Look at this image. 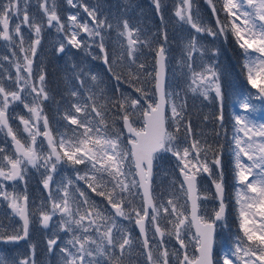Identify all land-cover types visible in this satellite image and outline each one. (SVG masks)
Here are the masks:
<instances>
[{
	"label": "snow or ice",
	"instance_id": "1",
	"mask_svg": "<svg viewBox=\"0 0 264 264\" xmlns=\"http://www.w3.org/2000/svg\"><path fill=\"white\" fill-rule=\"evenodd\" d=\"M207 2L212 8L213 15L216 16V30L203 26L201 22L193 18L191 0H183V7L176 9L175 16L180 22L190 25L196 33H207L213 38L223 36L227 39L230 32L235 43L242 50L247 83L252 89L257 90L255 94L251 91L239 94L240 98L237 103L240 111L234 114L230 151L234 158L235 196L239 213V229L243 237L237 236L234 246L224 250L222 264H236V262L264 264V120H256L252 116L257 111V105L252 102L253 98L264 101V0H222V11L228 17L226 24L220 21L213 0H207ZM68 3L72 4L73 0H68ZM153 3L159 13L161 0H153ZM40 8L47 16L49 26L54 21L60 25L55 6L50 10L45 3H41ZM84 10L92 17L95 27H89L87 22L81 24L76 15L69 16L70 27L87 33L89 37H99L100 51L105 52V38L102 35V29L106 24L109 28L112 25L107 20L97 19L95 10L90 11L88 7ZM13 13L17 16L20 14L17 0H7V3L0 4V25L3 27V31H0V38L4 40L12 39L9 21ZM22 23L34 29L36 39L32 41L30 51L35 56L37 45L40 44L42 26L34 19L30 20L27 11L24 12ZM58 30L63 31L64 26L60 25ZM79 32L72 31L68 37V43L75 48L81 47V40L78 39ZM15 33L21 37L20 51L26 52L27 50L23 47L24 38L20 24L15 26ZM118 36L125 37L127 40L126 47L124 44L120 46L119 60L121 62L126 56L131 64H136V57L142 46L154 51L153 72H145L146 65L141 63L138 65L137 74L133 75L129 70V83L133 80L154 81L155 92H145L143 87H137L135 91L140 93L139 98L133 99L121 93L122 99L112 102L113 107L118 104L119 110L124 113L122 117L124 127L132 134L128 139L131 149L128 150L122 146V133H117L115 128L109 130L105 119L108 101L103 90L98 93L90 92L87 95V100L91 101L90 105L87 102L83 105L79 103L72 105L75 114L66 112L64 118L69 122V127L74 125L76 128H73L70 133L67 129L59 133V139H57L49 128L47 117L42 116V101L48 99L43 86L45 77L43 74L40 75L39 88L30 84L33 60L25 55L23 68L28 76L26 78L20 74L21 65L17 64L18 90L9 91L0 83V132H6L15 150L13 158V155H3L7 150L0 148V180L12 182L25 180L28 165L37 170L40 168L45 170L47 175L43 178L42 184L43 188L49 191L51 207L48 210H40L39 219L41 225L48 228L50 221L59 215L58 231L70 235V238L60 247L61 264H118L124 252L132 246L133 239L131 233L119 223L117 218L132 220L133 213L136 217L135 224L143 237V247L147 250L148 264H161V262L170 264V253L167 248H163V239L159 242V246L163 248L162 251L158 248L159 259L154 257L151 250L153 246L147 238L149 222L155 228L156 235L175 236L180 249L187 247L184 236L191 231V227H195L193 239L197 245L198 255L193 260L186 252L182 258H179L176 252L171 253L178 259V264H219L213 256V233L216 221L224 219L226 209L221 159L219 155H216L212 161L220 169L219 178L213 179L219 207L214 212V219L209 220L200 215V201L207 200L209 197L202 196L198 187V178L202 173L212 176L207 160V149L195 138L191 140L190 146L181 149L177 135L187 108L186 100L182 99V93L185 97L187 92L193 95L198 93L205 99H209V93L214 91L216 97L222 101L223 96L215 61L209 63L203 60L205 49L199 44L197 38L192 36L184 45L185 56L178 60L187 83L185 88L179 91L171 90L166 86L167 49L164 44L152 49L151 39L141 40L140 30L130 27L126 20L123 23V31H120ZM164 40L167 41L166 33ZM64 47L65 45L61 43L58 51L62 52ZM196 52L201 57L202 67H199V70L195 66L193 56ZM212 52L213 55L217 54L216 49ZM114 62L116 61L113 60L112 63ZM104 63L110 65L106 53ZM109 71H112L111 66H109ZM91 78L93 81L97 80L95 75ZM115 79L119 81L121 77L115 76ZM26 86H30L31 92L35 93L31 104L24 100L23 94L28 91ZM71 95L77 97L79 93L73 91ZM101 97L104 98L101 99ZM142 100L146 103L143 109L144 124L142 128L136 129L133 127L127 109L131 107L133 113L138 111L142 106ZM16 102L23 104L31 114L27 119L23 116L19 117L23 132L27 134V140L19 138V130L14 129L10 124L9 108ZM168 110L171 112L170 118L166 114ZM41 119L43 120V133L37 127ZM169 119L175 125L176 133L168 131L166 123ZM207 119L208 117L205 116V120ZM217 119L223 127L222 105ZM184 128L186 135L193 137L190 121L184 125ZM41 135L47 141V152L44 151L43 144L38 145L37 143V137ZM161 152H170L177 158L181 165L179 171L183 179L180 181L178 192L173 190L170 193L171 198L168 199L167 206L161 203L157 207L156 197L151 190V177L153 161ZM64 163H70L72 166L84 165V173L78 172L76 179L85 181L87 187L104 198L114 212L109 213L105 207L90 200L87 193L78 186L73 190L70 186L74 185V181L71 179L67 183L61 181L58 185L56 191L57 193L62 192V196H53L52 173L57 170L58 165ZM133 166L134 172L131 170ZM128 176H138L139 179L134 178L129 181ZM109 184L112 185L111 188L108 187ZM4 188V184L0 183V197L9 202L12 213L23 221V230L21 232L16 229L11 235H5L0 231V240L7 242L25 240L29 235L30 224L28 197L16 192H7ZM137 188L142 189L143 214H141V209L126 207L140 195L139 192L134 191ZM128 197H132V200ZM182 198L183 202H181ZM161 208L167 216L171 217L168 220L171 225L169 229H162L158 222ZM58 231H54L52 234L54 238L47 241L50 252L60 239ZM30 247L34 249L35 246L30 245ZM117 248L120 250V256L113 259ZM101 257L103 260L100 259ZM0 264H6V262L0 259ZM19 264H29L28 258L19 261Z\"/></svg>",
	"mask_w": 264,
	"mask_h": 264
},
{
	"label": "trees",
	"instance_id": "2",
	"mask_svg": "<svg viewBox=\"0 0 264 264\" xmlns=\"http://www.w3.org/2000/svg\"><path fill=\"white\" fill-rule=\"evenodd\" d=\"M179 2L180 0H161V10L158 13L153 0H87L91 11L95 10L97 19L107 20V22L112 25V27L109 28L106 24L102 29V35L105 38V52L100 51V38L98 37L97 40L95 39L93 46L92 44L87 46V48L93 47L91 51L89 49L84 50L77 48L75 54H71L72 60L66 64L65 71L67 72L72 68L81 72L80 78L82 86L79 95L74 97L76 99L73 98L74 100H79V104L83 105L86 102L89 105L91 104V101L87 100V95L90 91H86L85 88L89 89L92 87L93 93H98L103 90V94L107 97L108 101V107L107 110H105V119L108 122L109 128H116L119 126L118 130H122V117L124 113L119 110L118 104L115 107L112 105L113 101L122 99L121 93L135 99L140 97V93H137L135 88L142 87V85H145V87L150 86L152 93L154 89L153 81L133 80L129 83V70H131L133 75L137 74L139 71L138 65L141 63L146 65L145 72H153L154 51H151L148 47L142 46L136 57V64H131L126 56L122 62L119 60L121 44H124L125 47L127 45L126 38L118 36V33L123 31V23L125 20L129 23L130 27L140 30L141 40L151 39L152 49L157 48L160 44H164L167 49L165 68L166 86L175 91L185 88V84L187 83L182 75L181 67L178 64V60L185 56V43L190 40L192 36H195L198 41H201L202 37L206 35L204 37L207 41L203 48L205 49L206 57H208V52L212 50L206 47H209L211 42L219 41L218 39H220V36L211 38L206 33H196L194 35L195 30L192 29L190 25L180 22L178 17L175 16V11L178 8ZM193 3L198 12L196 17L199 18V21L206 27H211L216 30V19H214L212 8L207 0H193ZM213 4L218 10L219 17L222 16L225 19V22H223L222 19V23H228V17L222 11V0H213ZM165 33L167 35L166 42L164 40ZM221 37L222 39L219 46L215 48L217 54L214 55V60L221 79L225 81V83L227 82V84L221 86L223 99L221 102L215 101L214 108H212L213 104H208L204 107L200 100L192 96L193 94L191 92H187L186 97L182 93V99L186 100L187 108L181 124V129L177 135L179 137V147L181 148L190 146L193 138L199 140L202 146L207 149V160L213 165L212 168L215 167V164L212 163L215 156H220L224 175L226 203L227 206H231L233 209L230 213L229 222L225 225V230H227L228 234L232 237H242L243 233L239 229L237 205L235 201L236 181L234 177V158L230 151L234 120L233 117H231L229 106L232 105V101L236 97L235 94L238 93L237 89L245 85L246 70L243 68L242 50L235 43L232 34L229 32L227 39L223 36ZM84 42L83 40L81 47H84ZM105 53L108 56L110 65L104 63ZM193 56L196 59L197 56H195L194 53ZM113 60L116 62L112 63ZM109 66H111V72L109 71ZM93 75L97 77L96 81L92 80L91 77ZM141 75H143V73H141ZM115 76H120L121 79L117 81ZM52 86L54 89L57 88L55 82L52 83ZM54 93H56V91H54ZM103 98L104 97H101V99ZM74 104L77 103L74 102ZM141 104L140 111L137 113L138 118H134L130 113L129 110L131 107L127 109L133 125L137 128L142 124L140 116L144 107H146V103L143 100ZM72 105L73 104H71V109L74 111ZM221 105L224 116L223 127L220 126V121L217 119L221 112ZM63 109H65L64 106ZM92 115L95 114L93 113ZM205 116L208 117L207 120H205ZM49 120L52 122L62 121L61 118H51ZM113 121L115 122L114 124ZM189 121L193 129V137L191 138L186 135L184 128V125ZM67 123H65V127L70 129ZM71 127H74V125ZM167 129L170 132L176 133L175 125L171 123L170 119L167 122ZM154 160L155 176H157L159 171L162 173L165 168L169 170L172 167L170 153L158 154ZM218 176L219 174L216 175V172H212L211 178L217 179L219 178ZM204 186L207 187L212 195L210 181H207ZM163 190V188L162 190L160 189V191ZM6 212L7 210L3 211L2 215L4 216ZM13 223L14 221H7V219L1 218L0 231L4 232L5 235L14 234L16 229H13ZM219 234L224 235L223 232H218L215 238L216 243L218 242ZM51 238L54 237L46 236L36 229L33 231L32 236L29 238L31 244L35 246L34 249L32 248V255H34L32 263L61 264L59 248L61 238L57 245L53 246V251L50 252L48 250L47 241ZM0 246L5 248L3 251L4 256L9 257L15 254L16 256L23 257L25 254H28L23 248L14 247L15 244L11 242L8 244L0 243ZM139 255H141V252H139ZM8 257L5 260L6 264H13V259H9ZM140 257L141 256H139V260H141ZM15 264L19 263L16 262Z\"/></svg>",
	"mask_w": 264,
	"mask_h": 264
},
{
	"label": "flooded vegetation",
	"instance_id": "3",
	"mask_svg": "<svg viewBox=\"0 0 264 264\" xmlns=\"http://www.w3.org/2000/svg\"><path fill=\"white\" fill-rule=\"evenodd\" d=\"M7 3V0H0V4ZM45 3L46 6L51 10L53 6H55V10L57 12V15L60 20V25L64 26L63 31H59L58 28L60 25H57L56 22L54 21L51 26L48 25L47 23V16L45 15L44 11L42 8H40V4ZM41 3L38 4L37 0H27L26 6L20 9V14L17 16L15 13L12 14V17L9 21V30L12 35L11 40H4L3 38H0V50L2 51V48L5 49L6 52L10 53V57L7 59L9 61L10 66L12 67L10 70V73L7 74L6 71L8 67L4 66L1 62V57H0V83H2L6 89L9 91H17V84H16V75H17V68L16 65L19 64L21 65L20 68V74L24 77L27 78L28 74L27 72L24 71L23 65L25 63L24 61V56L28 55L32 60H33V72H32V77L30 84L33 86H36L37 88L40 87L39 84V77L41 74L44 75L45 80H44V88L45 91L48 94V99L43 100L41 107L43 109L42 116L47 117L49 121V128L52 131L53 135L55 136V122L50 121L49 119L51 118H56V119H64L65 113L70 112L71 114H75V110L73 111L71 109V104H74V102L79 103V100H74V98L71 93L73 91L75 92H80V88L82 86L81 83V72L79 70H74L70 68L67 72L65 71V67L67 66L66 64L69 63V61L72 60L71 54H75L77 51V48L73 47L68 43V37H70V33L72 31H78L79 29H76L74 27H70L71 22L69 21V16L76 15L77 20L83 24L85 22L88 23L91 27H95L92 21V17L87 15V12H85L84 8L88 7L89 10L91 8L89 7L87 0H73L72 4L68 3V0H41ZM27 11L30 20L34 19L36 23L41 24L42 26V31L40 33V44L37 45V51L35 56L32 55L30 51V46L33 40L36 39L34 29L29 28L27 24H23V18H24V12ZM17 24H20L21 26V34L23 35L24 41H23V47L27 50L26 52H21V37L20 35H17L15 33V26ZM0 31H3L2 25H0ZM78 39L80 37L78 36ZM63 43L65 45L64 50L62 52L58 51L60 44ZM10 44V45H8ZM90 45L89 42L85 41L84 42V47H80L78 49H91L93 47L87 48V46ZM217 72L219 75V82L220 85H225V81H223L220 77V73ZM55 82L57 84V88L54 89L52 86V83ZM21 84H23V81H21ZM66 86V87H65ZM28 91L27 93L23 94L24 95V100L26 103L31 104L32 98L35 95V93L31 92V87L26 86ZM86 91H90L93 93V88H85ZM56 91V93H54ZM248 91H251L253 94L256 93V89H252L251 86ZM247 91V92H248ZM74 98V99H73ZM209 98L212 101V104L214 105V100L217 102H221L216 97V94L214 91H211L209 93ZM254 104L257 105V111L252 114L256 120H264V101L256 99L255 97L253 98L252 101ZM63 106L65 109H63ZM72 110V111H71ZM229 111L231 115L237 113L240 111L238 107V103L233 104L229 106ZM78 115V114H77ZM9 116H10V124L11 126L19 130V138L22 140H27V134L23 132V125L20 123V116H23L24 118H29L31 114L28 112L26 108H24L23 104L16 102L12 105H10L9 108ZM34 123H36L34 121ZM60 124H62V121H59ZM37 127L39 128L40 132H44V127H43V120L41 119L37 123ZM67 129L64 124L63 130ZM71 129V127H70ZM70 129H67L70 131ZM232 137V136H231ZM40 139L42 140L41 143L44 146V151L47 152V145L44 142L42 135L40 136ZM0 148H4L7 151L3 153V155H13L14 158V149L12 147L11 139L6 135V132H0ZM173 171V175L175 176L176 174V162L172 163V167L169 169V172ZM212 172H216V169H212ZM134 172V169H133ZM172 173V172H171ZM207 177L208 180L211 182L213 180H210L209 175L207 173H204ZM199 179V178H198ZM42 180L41 174L37 173H32V166L28 165L27 166V171L25 173V180L23 181H2L0 180V183H3L7 192H16L20 195H26L28 197L27 201V207L29 211V235L27 239L25 240H20L16 242H11L14 243V247L18 248H23L24 251H26L28 254L24 255L23 257L21 256H16L15 254L11 256H4L3 251L5 248H2L0 246V259H3L4 261L8 257L9 259H13V261L16 263H19V261L28 258L29 264L32 263V259L34 255H32V248L30 247L31 240L29 239L32 236L33 231L36 229L41 233H44V235L49 236V231H44L43 226L39 223V213L40 210H48L49 206L47 207L46 204L43 203V199L46 197L47 191L46 189L43 188V185H40V181ZM38 184V185H36ZM35 187V188H34ZM80 189L84 190L87 195L89 196L90 200L96 201L98 204L102 205L105 207L109 213L114 212V210L111 209V206L107 204V201L104 198H101L99 195L96 193H93L89 188H87L85 185L82 187L78 186ZM211 187H212V192L214 194L213 190V182H211ZM43 191V192H42ZM139 191V188H138ZM140 193V192H139ZM78 195V194H77ZM7 200H5L3 197H0V221L1 218L11 220L12 222L14 221V230L19 229L21 231V222L18 216L14 215L12 213L11 208L9 207V202L6 203ZM136 203H133L131 205H126V207H136L138 209H141V214L142 213V199L141 196L138 197V199L135 201ZM224 202L226 203V193H224ZM201 205V210H200V215L204 216L206 219L212 220L214 218V212L218 207L217 201L215 196H213L212 199L209 200H202L200 201ZM226 205V204H225ZM8 208V209H7ZM4 213L5 215H2L3 211H6ZM233 209L231 206L226 205L225 209V217L221 221H216L215 227L219 228V225L224 226L229 222L230 218V213ZM133 219L132 220H125L123 218H117L119 223L127 229L128 232L131 233L132 239H133V246H135L134 253L128 252V249L124 252L123 258L121 261L118 262V264H148L147 260V254L145 252L144 247L142 246V241L139 236V233L136 229L135 225V214L133 213ZM59 217V215H57ZM170 218V217H167ZM54 220L59 221V219L55 216ZM164 224L165 226L168 225L166 220L164 219ZM158 222L161 226V217H158ZM86 223V222H85ZM151 223H148V231H147V238L149 240V243L154 257L159 259V254H158V248L160 251L163 250V248H167V250L170 253L169 260L170 264H178V259L176 257H173L171 253L176 252L177 256L180 251H183V253L180 255L179 258H182L185 252L189 256L190 259H193L196 255V243L193 238H191L190 235H193L194 237V232L191 227V231L189 233H186L184 236V242L185 245L187 246L185 249H180L179 243H175L174 240L176 239L175 236H167L165 235L164 237H161L159 235L155 234V228L152 226ZM53 229L58 228V224L55 223L52 226ZM162 229H169L170 227H162ZM152 229L154 236L151 235L150 230ZM62 236L66 237L67 234L65 232H62ZM163 239L164 244L163 248H161L159 245V242ZM1 244H8L10 242H7L5 240L0 241ZM157 243V247L156 244ZM116 255L113 257V259H116V257L120 256V250L117 248L116 250ZM139 252H141V255H139ZM216 255V254H215ZM139 256L141 260H139ZM142 257H144V260L142 261ZM219 259V255L216 256ZM103 260V258H100ZM218 261V260H217ZM162 264V262H161Z\"/></svg>",
	"mask_w": 264,
	"mask_h": 264
},
{
	"label": "rangeland",
	"instance_id": "4",
	"mask_svg": "<svg viewBox=\"0 0 264 264\" xmlns=\"http://www.w3.org/2000/svg\"><path fill=\"white\" fill-rule=\"evenodd\" d=\"M26 2H27V0H17V3H18V6H19V8L20 9H22L23 7H25L26 6ZM37 2H38V4H40L41 3V0H37ZM179 7H183V0H180V2H179ZM194 6V5H193ZM223 6V5H222ZM195 8V7H194ZM91 11V10H90ZM198 12H197V10L195 9V10H193L192 11V15H193V18L194 19H196V20H198L199 21V18H197V17H195L196 15H198L197 14ZM87 15H88V13H87ZM216 17V16H215ZM219 19H220V21L222 22V19H223V22H225V19H224V17H219ZM228 19V18H227ZM199 22H201V21H199ZM203 25V24H202ZM89 27H91L90 25H88ZM203 26H205V25H203ZM213 29V28H212ZM213 30H215V29H213ZM196 34V31L194 32V35ZM200 34H202V33H200ZM207 34V33H206ZM70 35H71V33H70ZM208 35V34H207ZM204 36H206V35H204ZM202 37V40L201 41H198L199 42V44L202 46V47H205V42L207 41V39H205V37ZM209 36V35H208ZM207 36V37H208ZM79 37H80V40H81V43H82V41L84 40V41H87V42H89L90 44H92V46H93V44H94V42H95V39L97 40V38L98 37H89L88 36V34L87 33H85V32H79ZM209 37H211V38H213L212 36H209ZM221 37H220V39H218L219 41H214V42H211L210 43V45H209V47H206V48H209V49H211V50H213V49H215V48H217L218 46H219V43L221 42ZM8 45H10V44H8ZM194 55L195 56H197L196 57V59H195V66H197V70H199V67H202V64H200V60H201V57H200V54L198 53V52H196V53H194ZM0 57H1V62H2V64L4 65V66H7L8 67V69L7 70H4V71H6V73L7 74H9L10 73V70H11V66H10V64H9V61L7 60L9 57H10V53L9 52H6L5 51V49H3L2 48V51L0 50ZM203 60L205 61V62H212V61H215L214 60V55H213V52L212 51H209L208 52V57H206V55H204L203 56ZM217 65L215 64V67H216ZM153 83H154V81H153ZM142 87L144 88V91L145 92H151L152 93V91H151V89H150V86H148V87H145V85H142ZM153 93H154V89H153ZM197 96H200L203 100H207V99H205L203 96H201V95H199L198 93L196 94ZM210 99V98H209ZM130 111V113L132 114V116L134 117V118H138V111H140V109L138 110V111H136V112H134L133 113V110L132 109H130L129 110ZM167 116L169 115V117H171V112H170V110H168L167 111ZM94 116V115H93ZM140 119H141V116H140ZM68 121L64 118V119H62V124H60L58 121H56L55 123L56 124H54L55 125V136H56V138L57 139H59V133H63V132H65V130H63V128H64V124L65 123H67ZM68 125H69V122L67 123ZM71 127V126H70ZM140 127L142 128V125H140ZM73 128H76V126H74V127H71V129H70V131H69V133L71 132V130L73 129ZM113 128H109V130H112ZM119 129V126L118 127H116L115 128V130H116V132L117 133H122V135H121V141H122V146L124 147V148H126V149H128L129 150V148H128V146H127V143H126V139L127 138H129V137H126V135L124 134V132H123V130H121V131H119L118 130ZM80 131H82V129H80ZM42 142V140L40 139V136H38L37 137V143H41ZM181 148V147H180ZM182 149V148H181ZM174 156V155H173ZM202 159H203V157H202ZM246 159V158H245ZM126 170L128 169V165H127V163H126ZM180 167H181V165H180ZM215 169H218L217 167L215 168ZM132 171H133V167H132V169H131ZM84 171H85V166L84 165H76V166H72L70 163H64V164H61V165H58V167H57V170L55 171V172H53L52 173V176H53V182L51 183V191H52V195L53 196H57V195H59V196H62L63 194H62V192L61 193H57V187H58V185L60 184V182L61 181H63V183H67V181L69 180V179H71V180H73L74 181V185H72V186H70L73 190L75 189V187H77V186H80V184L82 185V187L85 185L86 187H87V184L85 183V181H81V180H77L76 179V177H77V173L79 172L80 174H83L84 173ZM32 173L34 174V173H37V174H41V178H42V180H43V178L47 175V173L45 172V170L43 169V168H40L39 170H37L36 168H33L32 167ZM159 176V172L157 173V176H156V178L154 177L153 178V182H152V193H153V195L156 197V200H155V204L157 205V207H159L160 206V204L161 203H163L165 206H167V201H168V199H170L171 198V196H170V193L173 191V190H176L177 192H178V190H179V186H180V178H179V176H178V174H177V176H174V175H172L171 176V178L168 180V181H166L165 182V184L164 183H161L159 180H158V177ZM136 179V177H133V176H128L127 177V179L129 180V181H131L132 179ZM199 178H201V175L199 176ZM42 180L40 181V185L42 186L43 184H42ZM108 187L109 188H111L112 187V185L111 184H109L108 185ZM88 188V187H87ZM162 188L164 189L163 191H160V189L162 190ZM235 189H236V187H235ZM203 190L204 191H200V194L203 196V195H207V196H209L210 198H212V195H211V193H210V191L207 189V187H205L204 185H203ZM134 191H136V192H139L138 191V188L137 189H134ZM164 195H165V197H164ZM140 196V195H139ZM139 196H137L134 200H132V197H128V199H130V200H132V202L133 203H136L135 201L138 199V197ZM102 198V197H101ZM203 200V199H202ZM201 200V201H202ZM235 201H236V196H235ZM181 202H183V198L181 199ZM7 203H8V201H7ZM43 203L44 204H46L47 206H49V209H50V207H51V201L49 200V191L47 190V195H46V197L43 199ZM237 205V204H236ZM237 207V213H238V205L236 206ZM159 216L161 217V226L164 228V227H170L171 228V225L168 223V220L169 219H171V217L170 216H167L165 213H164V211H163V209L161 208L160 209V213H159ZM56 217L58 218V219H60V217H58L57 215H56ZM167 217H170V218H167ZM166 220V222L168 223V225L167 226H165V225H163L164 224V221L163 220ZM238 220H239V213H238ZM40 223V222H39ZM55 223H57L58 224V222H57V220H54L53 219V221H50V227H48V228H44V231H52V234H53V232L54 231H58V228H56V229H53L52 228V226L55 224ZM41 224V223H40ZM151 227H152V225H151ZM150 233H151V235L152 236H154L155 237V235H154V233H153V231H152V229L150 230ZM62 231H58V235H59V237L61 238V241H60V243H61V246H63V244L65 243V241L67 240V239H69L70 238V235L69 234H67V236L66 237H63L62 236ZM53 236V235H52ZM191 236V238H193V235H190ZM243 237V236H242ZM225 239L226 238H224L223 237V235L222 234H220V236H219V240H220V243L217 245V252H218V255H219V259H218V262H219V264H222V255H223V252H224V250L225 249H229V248H232L233 246H234V244H235V242H232V243H230V246H226L225 245ZM246 239V238H245ZM174 242L175 243H177L178 241L175 239L174 240ZM156 245V247H157V243L155 244ZM61 246H59V248L61 247ZM159 246V245H158ZM69 247H71V246H69ZM134 249H135V246H131L129 249H128V252H130V253H134ZM74 250V249H73ZM183 253V251H180L179 253H178V257H180V255ZM196 256V255H195ZM144 260V257H142V261ZM236 264H239V262H236Z\"/></svg>",
	"mask_w": 264,
	"mask_h": 264
},
{
	"label": "water",
	"instance_id": "5",
	"mask_svg": "<svg viewBox=\"0 0 264 264\" xmlns=\"http://www.w3.org/2000/svg\"><path fill=\"white\" fill-rule=\"evenodd\" d=\"M143 124H144V119H143ZM122 127H123V130H124V132L127 134V135H130V136H132V134L131 133H129L128 131H127V129L124 127V124H123V119H122ZM44 138V137H43ZM44 140H45V138H44ZM46 141V140H45ZM46 143H47V141H46ZM13 146V145H12ZM129 146H130V149H131V145L129 144ZM14 148V147H13ZM15 151V150H14ZM181 178L183 179V177L181 176ZM137 179H139V177L137 176ZM213 188H214V191H215V187H214V184H213ZM140 192H141V195H142V189H140ZM142 200H143V198H142ZM219 202V201H218ZM151 210V209H150ZM21 220V219H20ZM22 221V220H21ZM136 225V224H135ZM22 226H23V221H22ZM136 228H137V230H138V232H139V228H138V226L136 225ZM193 228V231H194V234H195V227L193 226L192 227ZM139 235H140V232H139ZM213 236H214V233H213ZM140 237H141V235H140ZM141 240H142V243H143V237H141ZM145 252H146V254H147V250H145ZM197 252V251H196ZM197 255H198V253H197ZM195 259V258H194ZM193 259V260H194Z\"/></svg>",
	"mask_w": 264,
	"mask_h": 264
}]
</instances>
